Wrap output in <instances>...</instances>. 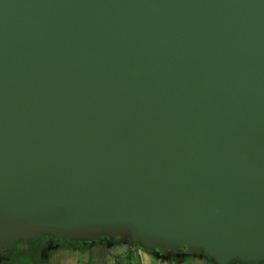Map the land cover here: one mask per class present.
Wrapping results in <instances>:
<instances>
[{
    "label": "water",
    "instance_id": "1",
    "mask_svg": "<svg viewBox=\"0 0 264 264\" xmlns=\"http://www.w3.org/2000/svg\"><path fill=\"white\" fill-rule=\"evenodd\" d=\"M56 233L264 258V0H0V246Z\"/></svg>",
    "mask_w": 264,
    "mask_h": 264
},
{
    "label": "rangeland",
    "instance_id": "2",
    "mask_svg": "<svg viewBox=\"0 0 264 264\" xmlns=\"http://www.w3.org/2000/svg\"><path fill=\"white\" fill-rule=\"evenodd\" d=\"M45 247L40 248L47 238L42 234L32 242L17 248L0 246V264H87L93 260L96 264H168V259H160L154 249L144 247L138 242L117 240L107 235L100 238L90 237L88 241L71 240L65 236L52 234ZM79 241V243H75ZM77 246L69 249L64 246ZM160 247H163L160 245ZM26 253V255L23 253ZM174 251V249L172 250ZM171 259L175 264H264V258L245 260L236 257L225 262L204 253L201 249H191L187 255L177 256V251ZM24 254V255H23ZM7 257L8 261L2 260ZM176 256V257H175ZM22 257V258H21Z\"/></svg>",
    "mask_w": 264,
    "mask_h": 264
},
{
    "label": "trees",
    "instance_id": "3",
    "mask_svg": "<svg viewBox=\"0 0 264 264\" xmlns=\"http://www.w3.org/2000/svg\"><path fill=\"white\" fill-rule=\"evenodd\" d=\"M56 234H58V235H60V236H62L61 234H59V233H56ZM43 236H45L46 238H47V240L44 242V243H42L41 244V247L40 248H43V247H45V245L49 242V236L50 235H46V234H42ZM36 240V239H35ZM32 242L33 240H20L19 242H17L15 245H14V249L15 248H17L18 247V244H21V245H24L26 242ZM75 243H79V241H77V242H75ZM64 247H67V248H69V249H74L75 247H77V246H73V248H72V246L70 247L69 245L68 246H64ZM23 253L26 255V253L23 251ZM23 254V255H24ZM1 258H2V260L4 261V260H6V261H8V259H7V257H3V256H1ZM22 258V257H21ZM87 264H96L93 260H90V261H88L87 262Z\"/></svg>",
    "mask_w": 264,
    "mask_h": 264
},
{
    "label": "crops",
    "instance_id": "4",
    "mask_svg": "<svg viewBox=\"0 0 264 264\" xmlns=\"http://www.w3.org/2000/svg\"><path fill=\"white\" fill-rule=\"evenodd\" d=\"M156 255L158 256V258L160 259H168L170 260V262L168 264H175V260L177 259H171L173 256L172 255H168L169 252H170V249H167L166 247H160V246H157L155 249H154ZM176 257V256H175ZM126 264H133L132 261L129 262V263H126Z\"/></svg>",
    "mask_w": 264,
    "mask_h": 264
},
{
    "label": "flooded vegetation",
    "instance_id": "5",
    "mask_svg": "<svg viewBox=\"0 0 264 264\" xmlns=\"http://www.w3.org/2000/svg\"><path fill=\"white\" fill-rule=\"evenodd\" d=\"M172 250H173V249H170V252H169L168 255H174L175 253H173V252L177 251V252H179V253H176V254H178L177 256H180V255H183V254H184V256H185V255H187L186 253H188L189 250H191V249H187V250L174 249V251H172Z\"/></svg>",
    "mask_w": 264,
    "mask_h": 264
}]
</instances>
